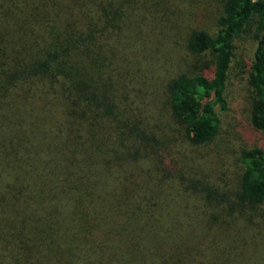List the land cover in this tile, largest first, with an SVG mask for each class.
<instances>
[{
	"label": "trees",
	"instance_id": "16d2710c",
	"mask_svg": "<svg viewBox=\"0 0 264 264\" xmlns=\"http://www.w3.org/2000/svg\"><path fill=\"white\" fill-rule=\"evenodd\" d=\"M194 1L0 0V264H264V149L228 188L193 149L237 76L238 134L264 133V0H216L211 34ZM166 35L190 62L156 99L143 41Z\"/></svg>",
	"mask_w": 264,
	"mask_h": 264
},
{
	"label": "rangeland",
	"instance_id": "374dc122",
	"mask_svg": "<svg viewBox=\"0 0 264 264\" xmlns=\"http://www.w3.org/2000/svg\"><path fill=\"white\" fill-rule=\"evenodd\" d=\"M196 1L193 3L192 11L185 12L189 13L185 17L190 24L188 27L195 25L196 28L204 29L211 34L216 28L214 20L219 13V3L216 0H203L204 4L200 9L201 0ZM147 23L148 20H144L143 31L151 28ZM174 39V36L166 35L162 40H158L156 37V41L152 39L143 41V48L154 47L156 52L153 57L154 60L151 59V62H154V70L149 71L150 65H146L149 60L144 59L145 62H143V72L147 75L154 73L151 87L155 91L152 98L157 99L159 86L166 78L185 68V64L190 62V54L183 48L184 42L180 38L176 41ZM251 49L252 44H249V47L244 51L245 57L249 56ZM150 80L152 81V79ZM245 92L244 82L237 76V79L227 88L225 93L226 109L218 113V135L206 145L193 147L194 154L197 157V166L220 188L234 187L236 183V176L241 170L238 161L239 145L249 146L254 144L259 149H264V133H255L254 139L247 142L241 138L236 129L235 124L240 125L245 122L247 108L244 100ZM155 108H158V106ZM183 148L186 153L190 150V147L188 148L186 145Z\"/></svg>",
	"mask_w": 264,
	"mask_h": 264
}]
</instances>
